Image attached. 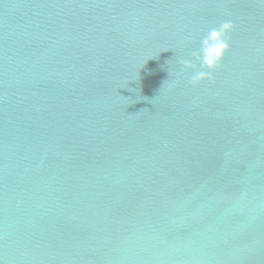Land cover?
I'll return each mask as SVG.
<instances>
[{
	"label": "water",
	"instance_id": "obj_1",
	"mask_svg": "<svg viewBox=\"0 0 264 264\" xmlns=\"http://www.w3.org/2000/svg\"><path fill=\"white\" fill-rule=\"evenodd\" d=\"M0 264H264V0H0Z\"/></svg>",
	"mask_w": 264,
	"mask_h": 264
},
{
	"label": "clouds",
	"instance_id": "obj_2",
	"mask_svg": "<svg viewBox=\"0 0 264 264\" xmlns=\"http://www.w3.org/2000/svg\"><path fill=\"white\" fill-rule=\"evenodd\" d=\"M234 29L231 21H225L218 27L211 28L201 39L198 51L191 54L192 59H183L180 64L185 70H192L190 83L193 86L213 79L212 73L221 65L230 50L229 33ZM197 61L200 68L196 70Z\"/></svg>",
	"mask_w": 264,
	"mask_h": 264
}]
</instances>
